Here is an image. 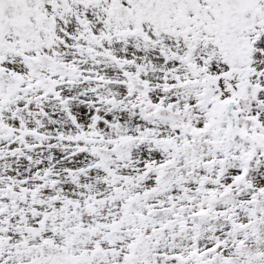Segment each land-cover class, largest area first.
<instances>
[{
	"label": "rangeland",
	"instance_id": "1",
	"mask_svg": "<svg viewBox=\"0 0 264 264\" xmlns=\"http://www.w3.org/2000/svg\"><path fill=\"white\" fill-rule=\"evenodd\" d=\"M21 143L51 152L0 174L3 264H264V0H0V153Z\"/></svg>",
	"mask_w": 264,
	"mask_h": 264
},
{
	"label": "flooded vegetation",
	"instance_id": "2",
	"mask_svg": "<svg viewBox=\"0 0 264 264\" xmlns=\"http://www.w3.org/2000/svg\"><path fill=\"white\" fill-rule=\"evenodd\" d=\"M12 144H14V143H12ZM21 144L23 145V147H21L22 149H19V150L20 151H24L23 155L14 154V152L19 151L17 146L11 148V152L9 154H6V155L3 156L2 153H0V174L2 176H5L6 174H11L14 179H11V178L7 177V179H8L10 184L12 183V181L15 184L19 180L20 181H23V180H21V178L19 177V171H13L11 169V167H10L11 163L8 161L9 159H11L12 162L13 161L14 162L15 161H25L27 164L32 166L35 153H36L35 158L38 161H41V160H39L37 154L43 155L46 152H48V154H49V152H51V150L48 149V146L47 147H42L40 150H34L33 149V145H30V144L24 145L23 143H21ZM53 155H55V153H53ZM47 161L43 164L42 168H37V169H34V170L30 171V167H29L28 172L31 173L36 178L37 187L43 189V191L50 192L54 188V184L57 183L55 180L60 181V179L62 178L64 173H62L58 168H56L54 166L53 162H49V157L48 156H47ZM10 171H12V172H10ZM59 185H61V184L59 183ZM4 187H5V185H4ZM11 190H13V189H11ZM27 191L30 192L31 189H29ZM17 196H19L18 192H15L14 190L9 192V198L17 199ZM74 204L75 203L71 204L72 208L69 211V215H70L69 216V220L70 221L73 220V222H76V221H79L80 219H78V218H74L73 219L72 218L73 208L75 207ZM34 207L35 208L37 207V208L41 209V217L47 218V213L43 211L44 208L47 207L46 205H44L42 203V204H38V205H36ZM40 226H41V229L39 227L38 228L37 227L34 228L35 233L38 234L36 236L43 237L45 235H48L49 234V229L46 227L45 223L42 222L40 224ZM82 233L83 232H82L81 227H73V236L74 237L73 238H69L68 241H65V243H64L65 247L70 246L69 250L71 248H73L74 245H75V242L79 243L80 236H81ZM76 237H77L78 240L74 241V239ZM11 241H12V238H11V235H10V229L7 226L3 227V228H0V251L2 249H4V248L8 247L10 245ZM38 242H39V245H38L39 247L56 248V249H58L59 251L62 252L61 257H64V256L67 257V255H66L67 249H65L64 246H57L55 243L52 242L51 239L43 238L42 240L40 239ZM1 258H2V255L0 254V259ZM67 259L70 262L74 261V258H68L67 257ZM4 263H5V261H4ZM0 264H3V263L0 262Z\"/></svg>",
	"mask_w": 264,
	"mask_h": 264
},
{
	"label": "water",
	"instance_id": "3",
	"mask_svg": "<svg viewBox=\"0 0 264 264\" xmlns=\"http://www.w3.org/2000/svg\"><path fill=\"white\" fill-rule=\"evenodd\" d=\"M223 15L229 18L233 15L241 16L253 10L259 0H217Z\"/></svg>",
	"mask_w": 264,
	"mask_h": 264
},
{
	"label": "trees",
	"instance_id": "4",
	"mask_svg": "<svg viewBox=\"0 0 264 264\" xmlns=\"http://www.w3.org/2000/svg\"><path fill=\"white\" fill-rule=\"evenodd\" d=\"M202 87H203V86H202ZM203 88H204V91H205V90H207V89H206V86H205V87H203Z\"/></svg>",
	"mask_w": 264,
	"mask_h": 264
}]
</instances>
